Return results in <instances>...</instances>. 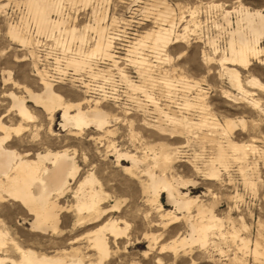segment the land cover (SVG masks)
I'll return each instance as SVG.
<instances>
[{
	"label": "rangeland",
	"instance_id": "1",
	"mask_svg": "<svg viewBox=\"0 0 264 264\" xmlns=\"http://www.w3.org/2000/svg\"><path fill=\"white\" fill-rule=\"evenodd\" d=\"M26 2L0 0V7L7 5L0 9V118L8 127L22 126L20 133L12 134L9 149L31 160L38 153L67 152L78 172L74 178H69L68 188L58 201L63 212L55 232L31 230L24 220L32 221L33 217L27 218L22 206L9 200L0 202V229L23 250L64 262L70 261L75 251H80L87 257L86 264L97 263L87 238L112 220L126 233L119 239L109 238L110 255L103 264H264V112L254 110L247 102L257 100L264 111V89L246 85L254 77L264 86V65L252 59L247 70L236 67L241 72L244 87L252 95L246 101L240 99L241 95L222 76L219 65L223 56L220 47L231 28L226 12H235L241 4L251 10L263 9L264 4L256 0H58L67 31L75 27L80 36L85 32L84 27L98 23L107 29L105 36L114 42L110 52L113 59L97 58L91 66L109 70L125 66L128 80L132 81H129L132 94L147 101L146 105L138 101L147 108H141L142 113L128 111L123 102L101 103L104 110L120 121L113 122L104 132L93 128L77 132L63 130L62 114L47 116L26 98L25 91L39 94L44 87L42 80L47 81L35 50L43 40L39 38H44L43 42L49 47L62 49L64 56L71 54L66 59L68 63L70 58H78L82 53H85L83 58L88 56L96 45L94 39L98 33H85L88 43L81 46L80 39L72 41L67 31L39 32ZM194 10L197 17L192 19L190 12ZM165 16L168 18L164 19ZM237 19L235 13L230 16L232 28L236 27ZM52 20L59 19L52 15ZM31 23L36 41L27 32ZM172 24L176 34H184L186 26L190 32L184 40H178V44L174 38L166 52L157 48L152 38H144ZM11 26L28 38L31 45L24 47L14 42L9 35ZM139 40H143V44L135 46ZM261 46L264 48V40ZM209 58L214 61L209 62ZM261 58L264 59V52ZM54 89L69 103L91 101L84 92L68 84ZM226 92L239 101L226 96ZM9 93L25 99L33 119L23 120L17 116L11 108ZM94 104L90 102L84 108H93ZM169 117L187 118L196 126L189 132L177 133V125L171 123ZM241 120L244 126L239 124L227 135L226 123L238 124ZM228 141L255 149L247 147L246 156H238L228 147ZM162 148L177 153L168 168L157 167L152 160ZM115 149L135 155L141 163L133 167L127 159L117 160ZM211 170L217 171L215 180H208ZM148 171L155 175L165 172L169 179L184 180L188 185L179 191L197 203L189 211H178L166 194L161 193L154 201L148 190ZM91 174L102 192L99 205L105 214L98 223L78 227L75 226L77 190ZM191 181L195 185L190 186ZM200 205L206 211L203 216L208 217L212 211L220 220L219 227L209 233L205 247L192 244L172 250L173 241L189 232V222L202 221L203 216L198 212ZM153 238L157 239L154 243ZM76 239L83 241L72 244ZM151 243L153 248H150ZM256 244L258 257L254 255ZM6 251L14 260L21 259L13 245L2 251L0 257H5Z\"/></svg>",
	"mask_w": 264,
	"mask_h": 264
},
{
	"label": "bare ground",
	"instance_id": "2",
	"mask_svg": "<svg viewBox=\"0 0 264 264\" xmlns=\"http://www.w3.org/2000/svg\"><path fill=\"white\" fill-rule=\"evenodd\" d=\"M256 1L264 4V0ZM26 6L33 15L39 32L45 34L46 32L53 33L54 30L58 29L63 32L67 31L65 20L61 19L62 10L58 0H27ZM5 7H7V5L0 7V9ZM190 13V17L192 16V19H194L197 15V10ZM233 13H235L238 18L235 28H232V22L230 21V16ZM52 15H56L59 20L53 21ZM167 18L166 16L164 17V19ZM226 18L228 19V26L231 28L229 33L227 30L225 48L222 50L223 56L219 60V65L221 66L222 76L225 77L234 90L241 95L240 99L246 101L248 99L247 97L252 95L244 87L239 69L247 70L251 65L252 59L264 65V59L261 58L264 52V48L261 46L264 40V8L251 10L241 4L240 8L235 12H226ZM182 20L183 19H181V21ZM95 25L96 27H94ZM95 25H87L84 27L85 32L80 36H77L79 32L75 27L69 29L66 33L71 37L72 41L73 39H80L81 46L88 43V40H85V33L88 34L91 31L98 33V37H96L98 40L94 39L96 45L88 53V56H84L83 58L85 53H82V56L78 55V58L73 57L68 60V65L73 67L75 73H81L87 68H91L92 63L95 62L97 58H100L102 61H111L113 59L110 52L112 49L111 43L114 42H111L109 40L110 38L105 36L106 28L99 26L98 23ZM193 26L197 28L198 25L194 24ZM60 30L59 32H61ZM183 32L184 34H176L175 25L172 24L169 28H161L157 32L148 33L144 38H152L155 46L166 52L168 46L173 44L174 38L177 40L175 42L177 44L179 43L178 40H184L186 38L188 32H190L189 27L186 26ZM9 35H11L14 42L17 41L24 47L31 45V41L16 28L12 27ZM227 39H229V41H227ZM142 44L143 40H139L135 46H141ZM211 46L213 45L211 44ZM166 57L170 59L169 56L166 55ZM208 61L212 62L214 59L209 58ZM39 77H41L40 74ZM7 80H10V74H8ZM42 81L41 83H43L42 85L44 86L42 91L39 94H35L26 89L25 92L28 96L26 98L33 102L35 107L41 109L47 116L52 117L56 115V113L62 114L61 127L63 130L82 132L85 129L93 128L97 129L99 132H104L113 122L118 123L120 121V118L104 110L100 102L90 101L95 104L93 108L88 106V109L84 108L85 104L90 103L86 100L77 103H69L63 98V95L54 89V85L47 82L45 79ZM246 85L254 89H264L263 84L254 77H252ZM134 89H136V87ZM9 94L12 101L11 108L16 111L17 116L23 120L33 119V116L26 107L25 99L14 95V93ZM225 94L237 100L235 98L236 96H231L228 92ZM247 102L254 110L264 112L257 100L251 99ZM1 119L2 117L0 118V202L9 200L22 206L26 217H33L32 221L24 220V223L28 224L31 230L42 233H47L49 231L55 232L58 229V224L62 219L61 213L63 212L62 207L58 205V201L68 188L69 178H74L77 175L78 167L74 159L70 157L67 152L47 151L45 153H38L36 158L31 160L29 156L24 157L15 150L9 149V144L12 141V134L14 133L16 136L20 133L22 131V126L19 125V127L11 128L6 126ZM169 120L171 123L174 122L175 125H177V133L181 130L188 131L193 126H196V124L189 123L190 121H188L187 118L179 120L169 117ZM239 124L244 126L242 120L239 121L238 124L232 121L227 122L225 126L226 134H231ZM173 128L176 127L174 126ZM107 133L112 134L111 131ZM228 147L235 154H238V156L242 155L243 157L246 156L245 151L248 148L250 150L255 149L254 146L238 145L231 141H228ZM176 154H172L162 148L159 153L154 154L152 160L157 167L164 166L168 168L175 160ZM115 156L117 160H122V158H124L131 161L133 167H137L141 163L135 155L119 153L116 149ZM47 165H50V167ZM146 175L149 179L148 190L153 194L154 201H157L161 193L166 194L168 201L178 211H189L192 206L197 203V200H193L189 198L187 194H183L179 191V189H185L188 185L184 180L174 177L169 179L165 172L161 175H155L148 171ZM217 175L216 170H211L207 175L209 177L208 180H215ZM97 184L98 182L93 174L87 176L80 184L77 190L78 203L76 212L78 217L75 226L83 227L84 225H91L100 221L104 213L99 205L103 195L101 190L97 189ZM192 185H195V182L191 181L190 186ZM198 212L199 215L202 216L205 214L206 211L203 205L198 206ZM219 224L220 220L213 215L212 211H209V216H203L202 221L195 223L189 222V232L181 239L174 240L171 249L175 251L178 247L184 248L192 244L205 247L208 242L209 233L218 228ZM125 233L126 230L118 227V224L112 220H109L98 230L90 233L87 238L91 247L89 250L91 249L98 259L97 263L90 264H103L110 255L109 238L119 239L123 237ZM234 237H237V234H235ZM152 240L153 243L157 241L156 238ZM81 241H83V239H76L72 244L76 245ZM241 242L244 243V240H241ZM153 243L150 244V248L154 247ZM9 245L14 246L15 251L18 252L21 259L19 261L14 260L12 257L7 256L8 252L6 251L5 257H0V264H86L85 259L87 257L82 256L84 254H81L80 251H75L76 254L72 256V258H70L71 260L68 262H64L62 259L53 260L49 257H40L33 251L20 248V246L9 237L7 232L0 229V254L2 251H5ZM243 246L245 247V244ZM254 255L256 257L260 255L258 244H256Z\"/></svg>",
	"mask_w": 264,
	"mask_h": 264
},
{
	"label": "built area",
	"instance_id": "3",
	"mask_svg": "<svg viewBox=\"0 0 264 264\" xmlns=\"http://www.w3.org/2000/svg\"><path fill=\"white\" fill-rule=\"evenodd\" d=\"M28 28H31L28 34L36 41L37 38L35 37L33 24L31 23ZM42 39L46 41L42 37L39 38L40 41ZM43 40L39 47H35V50L39 60L38 63L41 66V71L46 75L45 77L49 83L54 86L71 85L77 90L84 92L85 96L93 102L97 101L111 105L123 102L127 110L134 113H142L140 110L141 108L147 110V108L140 103L142 102L145 104L147 101L140 100L132 94L131 85L129 83L130 80H128L126 75V70L128 69L125 68V66L119 70H109L107 67L100 69L99 66H91V68H87L84 72L75 73L73 67L68 65L66 61V57L71 56V54H66V56H64L61 54L62 49L49 47ZM220 48L224 50L225 42H223ZM138 86L140 87V85ZM147 121L154 123L150 119H147Z\"/></svg>",
	"mask_w": 264,
	"mask_h": 264
}]
</instances>
